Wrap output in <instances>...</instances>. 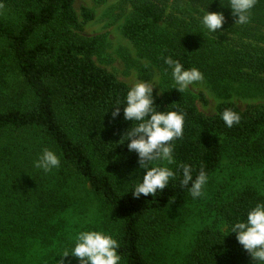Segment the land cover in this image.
I'll return each instance as SVG.
<instances>
[{"label": "trees", "instance_id": "1", "mask_svg": "<svg viewBox=\"0 0 264 264\" xmlns=\"http://www.w3.org/2000/svg\"><path fill=\"white\" fill-rule=\"evenodd\" d=\"M191 1L206 5L202 14L207 9L223 12L222 26L248 35L253 42L242 49L208 55L196 49L192 38L198 39V34H189L192 26L182 23L177 31H170L164 25L165 11L140 0H131L138 16L124 25V36L162 68H167L164 58L171 56L185 68H199L204 75L237 79L245 71L264 74V47L259 46L264 44V0H257L251 10L250 28L235 24L236 18L226 6L228 0ZM74 4L75 0H0V7L14 9L20 17L17 22L0 17V39L6 43L4 57L18 70L32 95V100L21 107L0 110V133L32 129L56 146L63 162L89 184L97 202L114 216L120 264H152L144 253L145 225L154 223L157 213L190 193L180 187L177 178L155 197L132 195V188L144 174L135 170L138 155L129 152L127 142L121 140L132 122L124 120L123 105L119 106L120 115L115 120L112 117L114 104L123 102L130 85L96 63L98 38L84 40L73 31L81 28ZM82 14L84 21L94 19L86 7ZM198 45L212 46L204 39ZM153 95L159 110L168 106V110L185 113L184 134L175 141L174 155L177 164L193 166L194 176L201 167L210 176L230 145L264 159V138L256 140L264 130V109L254 106L244 111L235 102L224 101L214 116H206L177 89L166 97L155 91ZM224 109L238 112L240 123L227 127L220 117ZM122 172L128 174L126 179ZM114 176H122L121 182ZM63 191L35 186L27 193L26 204L12 213L0 212V264L24 263L34 245L49 250L45 255L49 260L39 264H56L62 251L53 246L61 250L72 246L62 243L66 238L60 214L71 199L65 196L67 190ZM258 201L264 197L247 189L222 203L219 214L227 230L203 228L184 264H252L235 233L228 232L231 224L244 219ZM66 264H78V259L70 255Z\"/></svg>", "mask_w": 264, "mask_h": 264}, {"label": "rangeland", "instance_id": "2", "mask_svg": "<svg viewBox=\"0 0 264 264\" xmlns=\"http://www.w3.org/2000/svg\"><path fill=\"white\" fill-rule=\"evenodd\" d=\"M140 1L154 3L163 9L167 15L164 25L170 31H177L182 23L192 26L189 34H198V39L192 38L196 49L200 52L204 50L208 55L220 54L225 49H242L245 48L244 45L253 42L248 35L227 30L225 26L217 29L215 34L209 33L200 23L202 12L206 9V5L201 2ZM74 6L81 28L73 31L84 40L98 38L99 47L94 59L99 66L128 85L136 80L156 76L160 84H155L154 91L161 97L173 93L175 88H171L173 82L170 70L166 74V68L144 56L123 34L124 25L138 16L131 0H75ZM85 7L93 12V20L84 21L82 10ZM0 17L9 22H17L20 18L16 10L6 7H0ZM242 27L251 26L244 24ZM261 29L264 32V27ZM200 39L212 46L208 48L198 45ZM259 46L264 47V44ZM5 50L6 43L0 39V110L21 107L32 100L23 77L5 59ZM182 97L206 116H214L218 105L224 101H233L244 111L254 106L264 109V74L254 75L251 71H245L237 79L205 74L204 81L190 86L182 92ZM263 138L264 130L256 140ZM45 148L56 151L61 158V166L49 173L33 166V162ZM135 170L146 172V169H140L139 163ZM120 174L124 179L128 175L125 172ZM114 178L116 181L122 180V176ZM35 186L40 190L50 187L62 192L67 190L65 193L68 195L65 196L71 198L69 205L60 214L66 238L62 243L72 244L75 234L84 229H103L115 237L114 216L97 202L89 184L63 162L56 146L32 129L1 132L0 212L12 213L22 203L26 204L25 197ZM247 189L264 197V159L252 157L247 151L230 145L223 154L220 166L209 176L202 198L193 199L190 194L185 195L157 213L154 223L145 225L144 253L149 261L152 264H184L203 228L213 227L223 232L227 230L219 208L222 203ZM30 248V256L22 264H39L40 261L46 263L49 260L45 257L49 250L39 245ZM53 248L62 251L60 246L55 245Z\"/></svg>", "mask_w": 264, "mask_h": 264}, {"label": "clouds", "instance_id": "3", "mask_svg": "<svg viewBox=\"0 0 264 264\" xmlns=\"http://www.w3.org/2000/svg\"><path fill=\"white\" fill-rule=\"evenodd\" d=\"M257 0H228L235 24L244 25L251 19V10ZM225 16L220 11L208 9L200 18V23L209 33H216L224 24ZM167 65L165 73L170 70L173 87L184 92L190 86L204 81L203 72L197 67L185 68L184 65L171 56L164 58ZM159 82L156 76L150 79H140L132 83L123 102L117 101L112 111L115 120L123 105V118L132 125L125 131L121 140L127 142L129 152L138 155L140 169H146L140 182L132 188V195L139 198L156 196L162 192L170 181L179 178L181 188H187L193 199L202 198L209 175L203 167L194 176L193 166L187 163L177 164L174 155L175 141L184 134L185 113L180 110H159L153 95L154 86ZM163 90V89H162ZM220 117L229 128L239 124L241 115L232 110L224 109ZM120 140V141H121ZM123 142V143H124ZM176 165V168L170 167ZM36 169L49 173L61 166V158L56 151L45 148L33 162ZM228 233H235L237 242L248 252L253 264H264V201H258L247 210L244 219L236 220L230 226ZM119 241L103 229H84L73 237L72 246L65 248L57 255L56 264H66L70 255L78 259V264H120L121 255L118 252ZM56 256V257H57Z\"/></svg>", "mask_w": 264, "mask_h": 264}]
</instances>
